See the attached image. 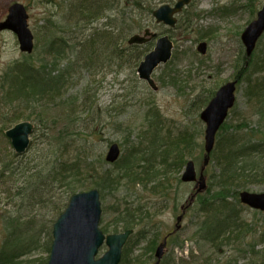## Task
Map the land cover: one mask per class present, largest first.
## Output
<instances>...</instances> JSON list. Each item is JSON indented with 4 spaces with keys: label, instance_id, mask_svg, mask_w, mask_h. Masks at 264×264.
Segmentation results:
<instances>
[{
    "label": "rangeland",
    "instance_id": "obj_1",
    "mask_svg": "<svg viewBox=\"0 0 264 264\" xmlns=\"http://www.w3.org/2000/svg\"><path fill=\"white\" fill-rule=\"evenodd\" d=\"M107 1L109 7L105 9L104 16L93 18L94 16H88L85 10V5L87 6L90 0L88 2L0 0V24L6 20L13 5L21 4L26 8L29 28L34 36L33 58L38 66L35 57L48 56L45 51L51 40L65 39L70 44L75 38L86 40L96 30L104 29L105 17L109 15L122 27V16L129 17L131 11H135L144 17V20L142 19L144 25H149L155 32L161 33L165 27L157 26L152 18V10L173 0ZM129 1L132 4L129 5L127 3ZM249 1L251 0H197L192 10L193 15L196 13L197 16L200 15L193 18L195 30L175 35L174 40L178 49L173 52V58L168 64L159 66L153 74V79L159 87L158 91H153L137 75L135 62L139 65L144 60L147 49L143 50L145 53L138 50L137 54L141 59L133 60L134 63L132 61L133 68H123L124 63L128 65L130 63L111 57V51L102 54L103 62L107 60L106 63L93 70L84 67V63L80 61L69 77L65 76L68 80L72 78L70 80L72 86L69 87V83L67 84L69 89L66 94L64 93L61 102H56V105L48 103L49 105L42 107L36 104V108H24L17 103L15 107L6 106L7 110H4L3 105L0 104V252L8 245L9 253L13 254L12 249L19 252L33 243L36 246L32 245L33 249L21 261L24 264H47L53 225L64 213L71 198L52 177L53 171L55 174L58 157L61 156L57 143L52 141L53 136L70 123L72 134L82 132L84 136H89L88 142L80 140V136L75 138L77 143L75 142V147L70 150L74 151L82 142L88 164L93 163L101 173L111 172L117 176L116 189L111 193L106 192L105 197L101 196L100 199L103 212L100 228L104 226L112 228V224L118 218L117 211L125 215L127 210H131L140 217V220L134 226V233L126 248V256L131 259L126 264H131L138 256L143 257L139 258L140 260L149 258L150 251H143L148 239L157 233L161 235L162 240L173 230L176 219L181 214L182 205L193 192L194 184L179 182L186 172V163L181 165V171H176L173 166L168 169L164 177L153 179L151 183L148 181L146 186L141 184L136 187L132 186L127 178L118 175L121 170L119 168L130 156L139 163L152 160L155 162V167H162L159 158L152 157L153 140L161 139L163 144L159 143V146L164 147L165 142L179 139L180 134L195 133L198 142H196L198 144L195 146L196 150L193 153L186 151L183 156L186 162L193 161L196 170L200 171L206 133V125L201 120V114L218 88L236 80L239 71L237 65H242L241 59L246 57L241 36L254 19L252 12L238 10L237 7L247 6ZM254 2L257 3L259 10L264 5V0H254ZM79 3H83V8L77 7ZM144 7L147 8L143 9ZM127 24L133 34L141 33L136 24ZM129 37H124L122 30L119 32L115 30V35H112V38L119 39V43L125 42V46ZM263 39L257 44L255 52L257 57ZM201 42L208 43L206 55L198 51ZM96 50L99 51L97 46ZM32 55L21 50L19 40L13 32L0 30V82L14 62L24 61L26 56L30 58ZM79 56V50H70L66 60L69 63L77 60ZM47 59H51L50 56ZM170 70L180 76L178 83L172 84L166 75ZM244 82L237 88L236 103L226 121L231 125L230 132L232 131L234 136L238 134L239 139L246 138L244 135L246 130L256 131L259 127L264 129L260 118L256 115L259 101L249 98ZM92 95H96L97 100L93 99ZM71 99H74L75 103L70 111L63 102ZM6 103L7 101L3 102L4 105ZM2 110L7 113L6 117L3 116ZM18 112H25L32 118L30 120L23 118L13 125H6L8 119L18 117ZM68 117L70 120L67 119ZM75 118L77 119L73 124ZM41 119L47 120L48 123L55 121L58 127H52L53 131L50 133L40 125ZM23 122L31 123L35 133L30 147L25 152H17L7 141L6 132ZM240 126L245 130L236 132L234 127L240 129ZM46 132L48 138L44 135ZM112 144L120 145L122 153L120 159L110 162L107 156ZM175 153L177 151L173 154L169 153V161L177 160ZM7 165L9 169L6 174L4 171ZM213 172L210 165L209 175ZM254 180H248L247 183ZM258 182L250 184L246 191L252 194L264 193V183ZM156 183L159 185L158 188ZM155 187L164 188L166 194H161V190L158 192ZM189 206H192V203H189ZM195 206L197 207V204ZM248 209L250 208L246 207V210L242 211L243 218L262 232V224L252 222L256 218L253 211ZM193 210H189L186 215L177 240L167 246L166 258L169 261L174 259L176 264H201L204 258L212 259V264H231L230 259L235 255L237 257L233 259L234 261L239 260L238 264H246L249 257L246 254L239 255L238 251L245 249L246 243L255 242L256 240H252L253 237L246 236L244 243L232 241L231 245L223 248V253L211 251L208 245L201 247L202 251L197 250V212ZM258 220L263 219L260 217ZM17 235H21L30 243L18 245ZM145 236L147 239L143 240ZM182 242H184L183 246ZM133 243H136L134 247ZM106 251L107 248L103 247L99 256ZM255 251L264 256V245H259Z\"/></svg>",
    "mask_w": 264,
    "mask_h": 264
},
{
    "label": "trees",
    "instance_id": "obj_2",
    "mask_svg": "<svg viewBox=\"0 0 264 264\" xmlns=\"http://www.w3.org/2000/svg\"><path fill=\"white\" fill-rule=\"evenodd\" d=\"M85 1L88 2V0ZM100 1L103 2V5L101 3L94 2V0H90L87 6L85 5V10L88 12V16H94L93 18L101 17L105 9L107 10L109 7V1ZM82 4L83 3H79L77 7H82ZM255 5L257 7V3ZM115 24L120 26L119 23L115 22ZM123 24L124 22H122V25ZM107 26L108 24H105L103 30H96L92 37L85 40L88 42V50L85 55L80 54L77 60H72L67 63V65L63 62L67 61L66 48L69 42L65 39L62 40L58 38L51 40L47 50L45 51V54L50 56L51 59H47L48 56H42L41 58L37 56L35 59L38 61L39 65L34 66V64H36L33 58L35 56L34 53L30 58L25 59L24 61L14 62L2 78V82L8 85L6 89V95L8 98L5 105L8 107H15L18 103L24 108H36V104L43 107V105H56V102H61V98H64L63 95L64 93L66 94L68 90L67 82L59 85V87H55L57 88L55 89L54 87H51V84H48L47 77H45L46 79L44 80L43 77L45 75L52 76L54 73L58 75L63 74V76L69 77L80 61H82L84 63V67L89 70L98 68L92 59L100 58V60L103 61L102 54H104V52L100 50L97 51L96 46L101 49L112 48L113 51L111 57H114L115 59L118 58L119 60L121 59L123 62L131 64L133 60L140 61L141 56L137 54V51H135V53H130L124 49L120 50L118 47L114 46L116 44H120L118 42L119 39L112 38V35H115V31L113 29L107 30ZM124 34L125 33L122 32V35ZM93 38H96L97 40H92ZM120 42L122 43L123 41ZM257 53L258 57L255 55L256 53L252 56L254 57L252 62H250L247 57L241 59L240 64L242 65H237V70L239 71L236 74L235 79L238 80L239 85L245 81L244 84H246V92L249 95V98L251 100L259 101L256 115L260 118L261 124L264 126V76L259 77L264 75V39L261 43V48L257 51ZM86 56L90 58H85ZM247 62L248 65L246 66ZM135 64L138 63L135 62ZM248 72L251 73L249 74ZM243 74L247 75L246 80L243 79ZM70 80H72V78H69L68 82H70ZM0 101L2 102L3 99ZM74 103V99L63 102V104H65L70 111ZM17 115L18 117L11 120L8 119L5 124L9 126L16 123L17 120L20 121L23 118L30 120L32 118L31 115H28L25 112H18ZM67 119L70 120V117ZM76 119L77 118L73 121V124H75ZM39 123L45 127V130H49L50 133L53 131L51 128L57 126V122L50 121L48 123L45 119H41ZM225 123L218 133L216 147L210 161L211 163L208 164V167L211 165L214 171L210 174V176L213 179H217L218 183L212 180L213 183L209 184L205 195L197 198V207L195 206L193 210L197 212L198 234L202 236L200 238L206 244L211 246L213 251H216L217 253H223V248L227 245H231L232 241L244 243L247 233L252 231L254 225L243 221L241 223L240 221L241 213L243 210H246V208L239 202V192L246 191L250 184H257L259 183L258 181H260V183H264V129L259 127L258 130L262 131L261 133L258 130H246L247 132L244 133L246 138L239 139L238 134L234 136L232 131L230 132L229 127L231 125L228 122ZM234 130L239 132L241 130L244 131L245 129L240 126V129L234 127ZM81 133L82 132H78L79 135L72 134L71 124L69 123V125L58 132L56 136H53L54 140L52 142L55 141L57 143V147L61 151V156L58 157L55 174L53 171L52 177L57 183H60V186L65 189V192L69 195V197H72L76 193L87 192L93 189H98L101 196L105 197L106 192L111 193L116 189L115 180L117 176L113 175L111 172L101 173L95 165H93V163L88 164L87 158H85L86 153L83 149L84 145L82 142L80 147L76 148L74 151L70 150V148L75 147V142L77 143L75 138H78L79 136L80 140L88 142L89 136H84V134ZM44 135L48 138V132ZM191 135L192 134L190 133L180 134L179 139H175L167 143L165 142L164 147L159 146V143L163 144L161 139H154L151 144L153 145L152 157L156 156L157 158L162 159L163 166H159V168L155 167V162L152 160L142 161L139 163L137 160H133V157L129 155L131 158L128 157L126 159V163L121 164L122 167L120 166L119 169L121 170L118 175H120V177L127 178L129 180L128 182L134 187L141 184L146 186L147 183H149L148 181L151 183L154 181L153 179L164 177L167 174L169 153L173 154V152L177 151V153H175L177 160L173 163L175 165L183 166L187 163L183 156L185 152L190 151L193 153L196 150L195 146H198V144L194 142L193 135L191 137L192 145H190ZM253 135L256 136L257 141H255V145L253 147H248L247 144L250 143ZM225 136H227L228 139ZM180 145H183L184 147ZM178 147L182 148L178 149ZM247 163L249 165H247ZM252 179L255 180L247 183L248 180ZM156 184L158 188L159 185L158 183ZM157 188L155 187L154 189L158 192L161 190V194H166L164 192V188H162L163 191L162 189ZM214 193L221 201L219 205L211 199V196ZM231 200H234V202ZM139 220L140 217H138L131 210H127L125 215L119 216L116 219V221L112 224V228L110 226H104L102 230L105 234L125 232L127 230L134 229V226L139 222ZM262 226L263 231L260 233L259 239L253 243L244 244L246 248L240 252L238 251L239 255L246 254L249 257L246 264H264V257L259 255L261 253L255 251L258 245H264V222L262 223ZM145 239H147L146 236L143 240ZM157 240L158 237L148 239L146 251L150 250V253H152L155 249ZM16 241L18 242V245H28L30 243L29 240L23 239L21 235L16 236ZM135 244L136 243L132 244L133 247ZM32 245L36 246V244L32 243L24 250L16 252V254H10V248L8 245L5 246L3 251L0 252V264H24L21 259L30 253L33 249ZM152 257L153 256L150 255L149 258L140 260L139 258L143 257L138 256L131 264H148L152 261ZM236 257L237 256L232 255L230 259L231 264L239 263V260H233ZM130 261L131 259L126 256L125 249L122 264L129 263ZM162 264L176 263L174 259L169 261L165 258L162 261ZM201 264H212V259L204 258Z\"/></svg>",
    "mask_w": 264,
    "mask_h": 264
},
{
    "label": "water",
    "instance_id": "obj_3",
    "mask_svg": "<svg viewBox=\"0 0 264 264\" xmlns=\"http://www.w3.org/2000/svg\"><path fill=\"white\" fill-rule=\"evenodd\" d=\"M190 0H185L189 3ZM181 11L177 4L174 10L168 7L162 8L156 17L158 23L164 21L166 24L174 25L172 19L175 13ZM28 14L21 4H15L9 11L6 22L0 24V30L13 31L17 36L21 50L31 54L34 50V36L28 26ZM264 33V7L258 14V19L247 27L242 35V41L247 49V56H251L254 48ZM146 40L135 36L130 44H143ZM198 51L206 55V44H200ZM171 45L168 38L161 40L159 47L145 58L139 70L141 80L146 81L149 86L158 91V87L152 79L153 71L161 64H166L171 59ZM236 82L224 85L211 101L206 110L201 114V120L207 125L205 133V164L210 160L214 150L216 136L228 117L236 102ZM33 131V125L23 123L7 132V136L13 140V147L17 152H25L29 146V135ZM107 160L112 162L118 158L117 148L109 151ZM202 168L201 172H204ZM183 182H196L197 192L206 189L205 183L197 179L194 162L187 164L186 172L182 177ZM241 202L250 208L264 211V194L242 193ZM102 207L100 193L94 190L87 193L76 194L72 197L66 211L58 218L53 226V243L48 264H120L122 260L123 247L127 243L132 231L122 234L106 236L100 230ZM182 218L178 219L180 223ZM180 227V226H178ZM167 242L163 243L156 252L160 264L164 255ZM106 245L108 251L97 258L100 248Z\"/></svg>",
    "mask_w": 264,
    "mask_h": 264
},
{
    "label": "bare ground",
    "instance_id": "obj_4",
    "mask_svg": "<svg viewBox=\"0 0 264 264\" xmlns=\"http://www.w3.org/2000/svg\"><path fill=\"white\" fill-rule=\"evenodd\" d=\"M130 1H132V2H135V1H137V0H130ZM127 2L129 5L130 4H132V2ZM139 1V0H138ZM193 1L194 0H190L189 1V3L187 4V3H185V0H173L172 2H166L164 5H162V6H160L159 8H157V9H155V10H152V18H153V20L155 21V22H159L158 21V18L156 17V13H158L162 8H164V7H168L169 9H171V10H174L175 8H176V6H177V4L178 5H180V8H181V11L180 12H178V13H175L174 15H173V17H172V19L174 20V25L173 26H171L170 24H166L164 21H162V23H164L168 28H175V29H177V30H179V31H181V32H187V31H191L192 29L193 30H195L194 28V21H193V18H197V17H200V15H198L197 16V13L195 14V15H193L192 14V11H191V9H190V7H189V5H191L192 3H193ZM93 2V1H92ZM94 2H98V3H101L102 5H103V2H101L100 0H94ZM234 7H237V6H234ZM147 7H144L143 9H146ZM141 9V8H140ZM237 9L238 10H248L249 12H252V18L254 19L250 24H252L254 21H256L257 19H258V14H259V12H260V10L256 7V5H255V2H254V0H251V1H249L248 2V5L247 6H242V7H237ZM93 10V9H92ZM142 10V9H141ZM95 12V11H94ZM182 13H184V16H185V18H183V22L181 23L180 22V19L178 20V16L180 15V14H182ZM225 13V12H224ZM231 13H233V12H231ZM8 16H9V14H8ZM8 16H7V18H8ZM103 16H104V12H103ZM106 16V15H105ZM140 17H142V15L141 14H137L135 11H131V13L129 14V17H124V16H122V20H123V22H124V24L122 25V27H120V26H117L116 24H115V22H114V20L113 19H111L110 18V15L109 16H106L105 18H106V20H105V24L106 23H108V26H107V28H108V30H110V29H113L114 31L115 30H117V32H119V31H121L122 30V32L123 33H125L123 36L124 37H126L127 38V36H130L129 38H128V40H127V46H125V42H122V43H120V44H116V45H114V46H116V47H118L120 50H122V49H124L125 51H127V52H130V53H135V51H137L138 52V50L140 49V50H145V49H147L148 51L145 53L144 51V53H145V56H144V60L142 61V62H140V64L138 65V64H136V68H137V75H138V77H139V79L141 80V78H140V73H139V70H140V68H141V64L145 61V58L148 56V55H150V54H152L153 52H155V50L159 47V45H160V43H161V40L162 39H164V38H168V43H169V45H171V51H172V55H173V52L174 51H176L177 49H178V46L176 45V43H174L173 41H171L170 40V37H168V35L167 34H165L164 32H161V33H158V32H155L153 29H152V27L151 26H149V25H144L143 24V21H142V19L144 18V17H142V18H140ZM7 18H6V20H7ZM6 20L4 21V22H6ZM144 20V19H143ZM3 22V23H4ZM127 23H134V24H136L137 25V27H139L140 28V34H133V31L131 30V27L127 24ZM162 23H159V24H162ZM249 24V25H250ZM155 28H156V26H154ZM247 30V27H246V29L243 31V32H245ZM127 33H129L128 35H127ZM135 36H139L140 38H143L144 40H146V42L145 43H143V44H130V41H131V39L133 38V37H135ZM92 37V36H91ZM92 40H97L96 38H93ZM100 40H103V39H100ZM70 42H72V40H70ZM241 42H242V44H243V46H244V48H245V51H246V54H247V49H246V47H245V45H244V43H243V41L241 40ZM206 44V46H207V48H208V43L207 42H201L200 44ZM87 46H88V42L87 41H85V40H81V39H77V38H75L74 39V41L72 42V44H68V46H67V48H66V52H67V54L69 53V51L70 50H79V53L80 54H83V55H85V53L87 52ZM256 48H257V45L255 46V48H254V51L252 52V54H251V56H249L248 58H249V60H250V62H252V59L254 58V57H252L253 55H254V53L256 52ZM97 49L98 50H100V51H102V52H104V53H110L111 51H113V49L112 48H109V49H101L100 47H98L97 46ZM85 58H90V57H88V56H86ZM25 59H28V56H26L25 57ZM24 59V60H25ZM93 60V62L99 67V66H103L104 65V63H106V62H103V61H101L100 60V58H93L92 59ZM132 65H133V63L132 64H123L122 65V67L123 68H133L132 67ZM161 65H166V64H161ZM161 65H159V66H161ZM248 65V62L246 63V66ZM34 66H36V64H34ZM129 66V67H128ZM158 66V67H159ZM107 67V66H106ZM157 67V68H158ZM108 68V67H107ZM156 68V69H157ZM156 69L153 71V73H152V79H153V74L155 73V71H156ZM107 72H108V70H107ZM106 72V73H107ZM249 74L251 73V72H248ZM169 78H170V80H171V83L172 84H176V83H178L179 81H180V76H178V74H177V72H174V71H169L167 74H166ZM45 77H47V81H48V84H51V87H59V85H62V84H64V83H66L67 82V84L69 83V87H71L72 86V84H71V82H68L69 80H68V78H65V76H63V74L62 75H58V74H53L52 76H49V75H45L44 77H43V80L44 79H46ZM247 78V75L245 74H243V79L245 80ZM42 79V78H41ZM154 80V79H153ZM144 81V80H143ZM39 82H41V81H39ZM146 82V81H145ZM155 82V81H154ZM147 83V82H146ZM148 84V83H147ZM148 86H149V84H148ZM7 87H8V85L7 84H5V83H3V82H0V100L1 99H3V101L1 102L0 101V104H2L3 105V108H4V110H7L6 108V105H4L3 104V102L4 101H7V98H8V96L6 95V89H7ZM69 87H68V89H69ZM150 87V86H149ZM151 88V87H150ZM159 88V87H158ZM55 89H57V88H55ZM152 89V88H151ZM153 90V89H152ZM220 89L218 88V90L213 94V97H212V100L216 97V95H217V93H218V91H219ZM154 91V90H153ZM93 99H95V100H97L95 97H96V95L95 96H91ZM209 99V98H208ZM211 100V101H212ZM211 101L209 102V104L211 103ZM18 102H19V100H18ZM236 103V102H235ZM209 104L207 105V107L209 106ZM207 107H206V109H207ZM205 109V110H206ZM2 113L4 114L3 116L4 117H6V115H7V113H5V112H3V110H2ZM204 123V122H203ZM205 124V123H204ZM206 125V124H205ZM56 127H58V125L56 126ZM44 129H45V127H43ZM206 128H207V125H206ZM9 131V130H8ZM7 131V132H8ZM7 132H6V136H7ZM35 133V130H34V127H33V131L31 132V134L29 135V145H31L32 144V136H33V134ZM193 135V139H194V142L196 143L197 142V136L195 135V133H193L192 134ZM192 135L190 136V145H192V142H191V137H192ZM227 139H228V137L227 136H225ZM34 138V137H33ZM7 141L9 142V144L11 145V146H13V140L11 139V138H9L8 136H7ZM255 141H257V138H256V136L255 135H253V137H252V139H251V141H250V143H248L247 144V146L248 147H253L254 145H255ZM198 143V142H197ZM30 147V146H29ZM112 147V148H111ZM111 149L110 150H113L114 148H117V151H118V158L120 159V156H121V153H122V151H121V146L120 145H117V144H112L111 145ZM109 150V151H110ZM214 150H215V148H214ZM214 150H213V152H214ZM210 159H212V156H210ZM160 161V163H162L163 162V160L162 159H159ZM205 158H203L202 159V161H201V171H202V168L204 167L205 168V170H204V172H198L197 170H196V167H195V170L197 171V173H199V174H197V177H198V179L200 180V181H202L203 183H205V185H206V189H205V191L203 192V191H201V193H200V195H197V198L199 197V196H204L205 195V192L208 190V187H209V184L210 183H213L212 182V180L214 181V182H216V183H218V180L217 179H213L210 175H209V173L207 172V169H208V164H209V162L207 163V164H205ZM211 163V162H210ZM166 166V165H165ZM173 166L175 167V170L176 171H181L182 170V167H181V165H175L173 162H171V161H169V163H168V165H167V171H168V169L170 168H173ZM186 166V165H185ZM9 166L7 165V167H5V171H4V173H6L7 174V171H8V168ZM187 168V167H186ZM138 171H140V170H138ZM11 174V173H10ZM184 175V174H183ZM182 175V176H183ZM179 182H182V183H185V182H183V180H182V178L179 180ZM242 193H245V192H243V191H240L239 192V194H242ZM194 194V192H192V194L191 195H193ZM198 194V193H197ZM261 194H263V193H261ZM190 195V197H192ZM256 195H260V194H256ZM189 197V198H190ZM211 199L213 200V202H215L217 205H219V203L221 202L218 198H217V195L214 193L212 196H211ZM186 203V204H185ZM184 203V205H188V207L192 210V209H194L195 208V205L194 204H192V206H189V203H188V201L186 200V202ZM194 207V208H193ZM245 207H247V205L245 206ZM249 211H253V213H254V215H255V218H256V220H253L252 222L253 223H260V224H262L263 222H264V211H262V210H259V209H255V208H250V209H248ZM261 217L263 220H258L259 218ZM240 221H241V223H242V221L243 222H246L247 220H245L244 218H243V213H242V215L240 216ZM260 233L261 232H259V230H257L255 227L252 229V231H250L249 233H247V236L248 237H253L252 238V240H258L259 239V237H260ZM200 237H202V236H200L199 234H198V230H197V250L198 251H202L201 250V247H205V246H207L208 244H206ZM35 243H37V240H35ZM182 244H184V242H182ZM209 246V245H208ZM210 250L211 251H213V248L210 246ZM12 251H13V254H16V251L14 250V249H12ZM264 257V256H263Z\"/></svg>",
    "mask_w": 264,
    "mask_h": 264
},
{
    "label": "flooded vegetation",
    "instance_id": "obj_5",
    "mask_svg": "<svg viewBox=\"0 0 264 264\" xmlns=\"http://www.w3.org/2000/svg\"><path fill=\"white\" fill-rule=\"evenodd\" d=\"M196 3H197V0H194L193 3H192L191 5H189L191 11L193 10V8H194V6H195ZM183 18H185L184 13H182V14H180V15L178 16V20L180 19V22H181V23L183 22ZM163 32H164L165 34H167L168 37H170V39H172V41H173L174 43H175V40H174L175 35L181 33V31H179V30H177V29H175V28H168L167 26H165V30H164ZM174 230H175V229H174ZM174 230H172V232H169V233L165 236V237L168 236V240H167L168 245H169V243H170V240H171L173 237H175V235L177 234V233L174 232ZM169 235H171V236H169ZM165 237H164V239H165ZM168 245H167V246H168Z\"/></svg>",
    "mask_w": 264,
    "mask_h": 264
}]
</instances>
